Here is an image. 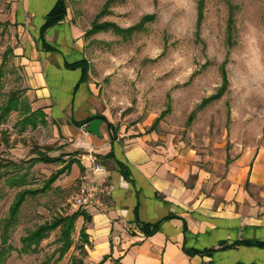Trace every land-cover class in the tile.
Instances as JSON below:
<instances>
[{"label":"rangeland","instance_id":"374dc122","mask_svg":"<svg viewBox=\"0 0 264 264\" xmlns=\"http://www.w3.org/2000/svg\"><path fill=\"white\" fill-rule=\"evenodd\" d=\"M200 1L65 0L83 31L88 79L118 125L115 130L125 125L136 134L153 135L158 145L191 152L207 190L219 192L235 180L228 176L233 163L252 166L259 159L264 166V0H202L199 19ZM10 2L0 0V106L10 96L19 106L0 121V243L2 220L15 194L43 185L69 159L57 153L62 161L25 163L35 156V146H50L49 155L56 143L49 124L22 123L30 104L13 54L20 39ZM222 70L227 83L213 97L223 84ZM82 183L69 169L45 193L26 197L9 230L13 250L3 264H75L79 258L91 264L88 253L77 248L81 218L61 259L55 252L58 229L35 251H20V238L29 230L80 209L73 201Z\"/></svg>","mask_w":264,"mask_h":264},{"label":"crops","instance_id":"0c3cea01","mask_svg":"<svg viewBox=\"0 0 264 264\" xmlns=\"http://www.w3.org/2000/svg\"><path fill=\"white\" fill-rule=\"evenodd\" d=\"M9 1L20 39L13 54L23 71L24 95L30 104L26 111L40 109L45 120L40 125L52 128L56 148L49 155L65 153L76 159L70 171L83 183L114 186L107 210L85 209L90 216L86 223L90 263L108 256L104 264H264V247L222 248L239 240L264 241L261 161L240 167L238 161L233 163L228 176L235 180L230 187L210 192L191 152L158 145L153 135L136 134L125 125L113 132L101 121L99 135L88 132V122L80 124L96 115L106 117L113 129L118 125L102 106L95 83L80 82L81 69L69 66L86 59L82 29L67 9L65 18L45 31L46 43L42 42L40 26L56 0ZM111 150L113 157H104ZM115 159L126 166L129 178L115 167ZM94 165L104 170L97 172ZM139 223H158V229L146 236ZM195 249L213 250L185 251Z\"/></svg>","mask_w":264,"mask_h":264},{"label":"trees","instance_id":"16d2710c","mask_svg":"<svg viewBox=\"0 0 264 264\" xmlns=\"http://www.w3.org/2000/svg\"><path fill=\"white\" fill-rule=\"evenodd\" d=\"M202 13V0L199 3V9H198V17L201 18ZM67 14V7L65 0H56L53 7L48 11V13L45 15L44 22L40 26V39L43 42V35L45 31L49 28L57 24L59 21L63 20ZM231 22L229 18V23ZM5 24H8L5 22ZM45 42V41H44ZM46 43V42H45ZM70 67H79L81 69V78L80 82H86L88 80V64L86 59H82L78 62L72 63L69 65ZM226 74L225 71L222 70V82L223 84L219 88V93H216L213 97H217L220 95L221 91L225 88V85L227 83L226 81ZM204 102H202L203 104ZM201 104V105H202ZM200 105V106H201ZM18 108V99L14 96H10L6 104L3 106H0V121L2 118L8 114L12 110H17ZM97 118L100 119L103 122H106L107 127L113 132H116L115 128L113 129V125L106 119V117L102 115H96L94 117L88 118L85 121H83L80 125L83 123H87L91 121L92 119ZM44 113L37 109L35 111L29 112L26 116L22 118V123L24 125H30V127L35 128L38 124L44 123ZM51 150V147L48 146L46 148L41 149L38 146H35V156L27 159L25 163H28L29 166H33L37 162H57L62 161L60 156L57 157H50L47 152ZM104 157H113L112 150L106 154ZM97 159L101 158L100 155L96 156ZM76 162V159L69 158L66 162V164L62 165L59 169L55 170L49 178H47L43 185L36 187V188H23L19 190L14 197L13 202L11 203L8 215L2 220L1 224V243H0V264H3L6 258L9 256L10 251L13 250V247L8 243V237H9V230L11 226L16 221L17 213L20 210L21 205L26 200V197L31 196L35 197L36 195L45 193L52 185V183L65 171H68L73 163ZM14 164V163H13ZM115 167L118 169V171L123 175L125 178H129V173L126 168V166L118 161L114 160ZM18 165V164H14ZM20 165V164H19ZM23 166V165H22ZM4 167L3 164L0 163V178L4 174H2L4 170H2ZM23 177V176H22ZM20 179V178H15ZM15 180V182H17ZM82 217L83 218V224L79 230L80 235V241L81 243L77 245V248L79 251H81L83 254L87 255V252L85 250V245H89V238L88 234L86 233V223L90 221L89 214L85 211V209H77L71 213L67 214H56L54 217L51 218L49 221H45L44 223L38 224L33 229L29 230L24 236L20 238L21 242V252H31L35 251L36 247L39 245L40 241L47 237V235L56 229L59 230V235L57 238V243L59 244L58 248L55 249V252L58 253L57 259H61L63 254L71 247L73 240H72V233L75 230V222L76 220ZM141 231L146 236H150L154 234L158 229V223H139ZM186 229V228H185ZM246 245V246H256V247H264V241L257 240V239H249V240H239L235 241L230 245H223L222 248L226 247H232L235 245ZM213 249H208L205 251H199V250H185L189 254H199V253H207L211 254ZM108 256H104L101 261H99L96 264H104V262L107 260ZM75 264H84L82 259L79 258L74 261ZM40 264H47L46 262H41ZM113 264H117L113 262Z\"/></svg>","mask_w":264,"mask_h":264},{"label":"built area","instance_id":"2783aa9c","mask_svg":"<svg viewBox=\"0 0 264 264\" xmlns=\"http://www.w3.org/2000/svg\"><path fill=\"white\" fill-rule=\"evenodd\" d=\"M97 172L103 171L100 165H94ZM114 186L109 182H86L83 183L74 197V205L80 209L96 208L105 211L109 207V197Z\"/></svg>","mask_w":264,"mask_h":264},{"label":"water","instance_id":"95a60500","mask_svg":"<svg viewBox=\"0 0 264 264\" xmlns=\"http://www.w3.org/2000/svg\"><path fill=\"white\" fill-rule=\"evenodd\" d=\"M100 123H101L100 119H93L85 125V129L90 133H93L95 135H99L100 134L99 133Z\"/></svg>","mask_w":264,"mask_h":264}]
</instances>
